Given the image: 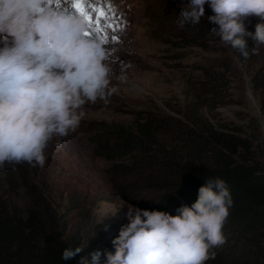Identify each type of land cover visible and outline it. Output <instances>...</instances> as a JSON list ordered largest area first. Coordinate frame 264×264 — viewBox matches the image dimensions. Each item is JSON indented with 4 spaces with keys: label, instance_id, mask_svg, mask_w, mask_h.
<instances>
[{
    "label": "rangeland",
    "instance_id": "1",
    "mask_svg": "<svg viewBox=\"0 0 264 264\" xmlns=\"http://www.w3.org/2000/svg\"><path fill=\"white\" fill-rule=\"evenodd\" d=\"M53 2L59 7L65 0ZM74 2L71 0L72 5ZM83 3L93 17L97 13L92 8H103L107 13L95 25L102 31L88 28V37L115 50L112 86L117 91L107 102L86 104L76 132L50 141L44 168L27 162L6 165L2 172L10 170L15 182L6 183L0 173V187L9 212L26 217L36 208L47 220V234L52 232L61 244L81 247L79 259H91L96 250L115 251L112 241L129 222L126 213L128 205L133 206L117 192L120 173L110 172V163L95 152L96 140L105 129L129 130L151 118L172 120L174 129L178 122L197 129L199 121L219 129L226 127L251 144L246 163L264 169V45H260L259 55L244 59L211 31L215 25L207 19L213 14L207 5L205 18L198 25L181 29L177 25L181 0ZM70 10L79 15L73 7ZM259 22L250 18L246 26L254 32ZM109 23L114 27L109 28ZM113 35L117 41L111 39ZM122 70L126 79L120 78ZM173 131L170 136H174ZM189 155L191 159L192 153ZM201 155L202 161L197 163L213 167L211 154ZM197 194L196 190L191 192L181 205L190 206ZM139 197L146 201L152 196L141 193ZM222 231L226 243L216 248L215 259L205 264H253L251 231L229 216ZM105 260L102 255L101 264Z\"/></svg>",
    "mask_w": 264,
    "mask_h": 264
},
{
    "label": "clouds",
    "instance_id": "2",
    "mask_svg": "<svg viewBox=\"0 0 264 264\" xmlns=\"http://www.w3.org/2000/svg\"><path fill=\"white\" fill-rule=\"evenodd\" d=\"M215 25L211 31L244 59L259 55L264 45V0H181L177 25H198L205 6ZM53 0H0V171L27 162L44 168L46 149L55 137L76 132L86 104L107 102L112 86L114 49L85 33L88 25ZM258 18L255 31L246 21ZM249 40L253 47L249 49ZM121 79H126L122 70ZM57 147H60L57 144ZM233 205L220 177L199 187L190 206L177 214L128 205V223L112 241L115 251L96 250L79 264H205L226 243L222 231ZM81 247L64 248L63 260Z\"/></svg>",
    "mask_w": 264,
    "mask_h": 264
},
{
    "label": "trees",
    "instance_id": "3",
    "mask_svg": "<svg viewBox=\"0 0 264 264\" xmlns=\"http://www.w3.org/2000/svg\"><path fill=\"white\" fill-rule=\"evenodd\" d=\"M178 123L174 129L172 120L151 118L133 129L111 126L103 131L94 149L110 163V172L120 173L119 196L134 207L173 215L181 200L186 201L210 177H220L233 201L229 219L251 231L253 264H264V169L246 163L251 144L226 127L199 121L198 128L191 129ZM172 130L174 136L169 135ZM202 153L211 154L213 167L197 163ZM234 156L241 160H233ZM5 172L0 171L6 183L15 182L12 172ZM1 191L0 187V264H79L78 256L62 259L64 248H75L46 233L47 220L36 208L26 217L9 212ZM141 193L152 197L143 201Z\"/></svg>",
    "mask_w": 264,
    "mask_h": 264
},
{
    "label": "snow or ice",
    "instance_id": "4",
    "mask_svg": "<svg viewBox=\"0 0 264 264\" xmlns=\"http://www.w3.org/2000/svg\"><path fill=\"white\" fill-rule=\"evenodd\" d=\"M72 7L76 10V12L79 14V16L82 17L85 20V22L88 25V28L95 27V25L99 24L104 19V17L107 15V13L104 11L103 8H92L91 11L97 13V16L93 17L92 15L89 14L90 10L83 3V0H75V2L73 3ZM108 27L109 28H113L114 26L111 23H109ZM95 31L96 32H100V31H102V28L95 27ZM85 35L89 36V35H91V32L87 31L85 33ZM105 39L107 41V38H105ZM111 39L113 41H117L118 37L113 35L111 37Z\"/></svg>",
    "mask_w": 264,
    "mask_h": 264
}]
</instances>
